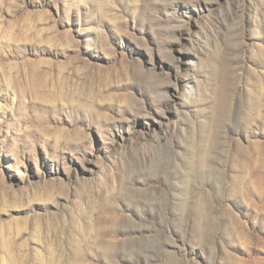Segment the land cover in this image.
<instances>
[{
    "label": "rangeland",
    "instance_id": "374dc122",
    "mask_svg": "<svg viewBox=\"0 0 264 264\" xmlns=\"http://www.w3.org/2000/svg\"><path fill=\"white\" fill-rule=\"evenodd\" d=\"M0 264H264V0H0Z\"/></svg>",
    "mask_w": 264,
    "mask_h": 264
}]
</instances>
